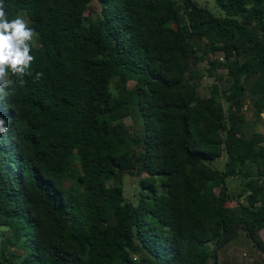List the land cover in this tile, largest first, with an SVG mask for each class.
Returning <instances> with one entry per match:
<instances>
[{
    "label": "trees",
    "instance_id": "1",
    "mask_svg": "<svg viewBox=\"0 0 264 264\" xmlns=\"http://www.w3.org/2000/svg\"><path fill=\"white\" fill-rule=\"evenodd\" d=\"M91 1L4 0L38 33L32 70L44 75L0 99V264H213L237 223L264 255V173L250 168L264 169V146L239 128L246 85L264 105V0H212L218 16L196 0H95L89 18ZM246 15L260 24L253 42ZM202 38L222 54L207 75L231 77L206 97L191 82ZM238 174L246 204L226 207L225 179ZM125 175H144L135 203Z\"/></svg>",
    "mask_w": 264,
    "mask_h": 264
},
{
    "label": "rangeland",
    "instance_id": "2",
    "mask_svg": "<svg viewBox=\"0 0 264 264\" xmlns=\"http://www.w3.org/2000/svg\"><path fill=\"white\" fill-rule=\"evenodd\" d=\"M200 6H206L212 10L214 15H220L219 11L213 7L212 0H196ZM99 14V7L95 0H92L91 3L86 7L84 15L89 18L97 17ZM241 23L247 33L249 34L250 42L255 41L261 32L260 24L258 20L251 15H246L245 18H242ZM33 46H36L34 43ZM195 47L196 55L200 56L197 64L191 68L192 72L195 74L191 82L196 83L197 91L201 96H208L210 94L218 93L221 90H225L231 81L230 75L226 73L224 69H216V73L220 76L219 79H214L207 75L206 69L208 67L206 60L212 59H221L222 54L219 51L211 52L209 47L211 46V41L206 38H202L199 41L193 42ZM199 47L202 50L206 51L204 55L202 51L198 50ZM249 57H240L239 62H249ZM133 82H127L125 85L132 86ZM120 88V86L118 87ZM121 89V88H120ZM260 96V94L258 95ZM257 95H254L250 92L248 86H245V91L243 95V103L241 104V110L239 114L242 118L240 123V130L243 132V138L246 140L251 139L253 134H257L261 141L258 143V146H264V105L256 106L254 101ZM223 109L227 107V104L222 98L218 99ZM138 113L134 106H131L127 112L123 123L128 129L129 132H135L138 129L137 123ZM102 119V117H100ZM213 162H211L212 164ZM225 163L224 153L221 157L215 162L214 167L223 170ZM229 168L236 170V165L230 163ZM243 168V167H241ZM253 175L256 177L259 174L264 173L258 165H250ZM144 175L139 177L135 175H125L122 177V188L124 199L135 203L137 199V193L141 189L140 180ZM257 178V177H256ZM259 181L264 179V176H259ZM245 179L242 178L241 174H238L234 177H227L225 179L226 187L230 193L231 199L230 202L226 203V207L234 206L236 202H239L243 205L246 204L245 198L246 194L243 193V182ZM262 185V194H264V184ZM0 228V250L2 240L9 235L8 231L4 232V235L1 233ZM258 237L264 239V231L258 232ZM134 257V256H133ZM216 264H264V255H262L255 247L252 246L251 242L245 238L243 232L238 230L229 242L220 246L216 251Z\"/></svg>",
    "mask_w": 264,
    "mask_h": 264
},
{
    "label": "clouds",
    "instance_id": "3",
    "mask_svg": "<svg viewBox=\"0 0 264 264\" xmlns=\"http://www.w3.org/2000/svg\"><path fill=\"white\" fill-rule=\"evenodd\" d=\"M37 36L22 14L10 19L4 0H0V99L13 96L17 84L25 85V77H33L34 82L43 77V72L32 70V47ZM7 132L8 121L0 116V140Z\"/></svg>",
    "mask_w": 264,
    "mask_h": 264
},
{
    "label": "water",
    "instance_id": "4",
    "mask_svg": "<svg viewBox=\"0 0 264 264\" xmlns=\"http://www.w3.org/2000/svg\"><path fill=\"white\" fill-rule=\"evenodd\" d=\"M242 226L244 229H246L245 225H241V223H237L232 230H230L227 234H225L221 240L213 247L211 251V256H212V263L216 264V251L217 249L234 233L236 232L239 227ZM246 235L249 238V240L253 241L251 235L246 231Z\"/></svg>",
    "mask_w": 264,
    "mask_h": 264
},
{
    "label": "crops",
    "instance_id": "5",
    "mask_svg": "<svg viewBox=\"0 0 264 264\" xmlns=\"http://www.w3.org/2000/svg\"><path fill=\"white\" fill-rule=\"evenodd\" d=\"M264 195V194H263Z\"/></svg>",
    "mask_w": 264,
    "mask_h": 264
}]
</instances>
